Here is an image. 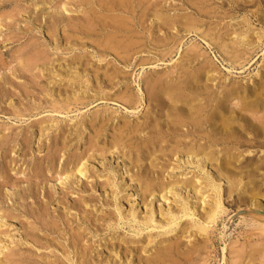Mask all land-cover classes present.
<instances>
[{"label":"bare ground","instance_id":"1","mask_svg":"<svg viewBox=\"0 0 264 264\" xmlns=\"http://www.w3.org/2000/svg\"><path fill=\"white\" fill-rule=\"evenodd\" d=\"M72 1L80 7L72 9ZM49 3L40 1L34 8L50 18L53 36L58 24L65 23L64 46L71 54L62 62L43 53L33 58L50 62L43 69L52 78L48 97H54L59 86L60 100H50L54 111L69 113L76 106L107 99L138 114L131 120L120 119L124 121L117 122L111 140L102 141V147L100 139L107 136L109 123L116 118L112 114L92 118L89 126L94 132L89 141L90 148L96 149L91 155H74L62 168L59 186L55 184L71 188L81 181L88 183L93 157L104 162V172L109 157L121 160L122 168L118 172L109 168L103 182L105 192L115 200L116 212L102 213L97 221L108 220L110 229L127 225L136 240L125 243L123 251L119 248L124 244L118 242L119 248L112 247V258L135 264L139 253L138 264H184L181 257L186 252L178 239L188 233L196 238L200 233L205 242L189 253L205 250L211 230L227 211L226 194L232 198L236 193L238 199L249 202V213L264 232V199L260 200L264 197V0H68L55 9ZM186 37H195L216 54L212 57L200 43L184 47ZM89 44L93 53L86 50ZM160 65L172 68L162 71ZM254 65L250 76H233ZM88 122L79 121V128L88 129ZM54 125L47 127L51 130ZM256 151L261 153L258 159L253 155ZM125 175L130 182H124ZM129 188L134 192L129 193ZM122 199L131 203L128 211ZM140 199L146 206L144 214L138 209ZM2 221L0 213V227ZM69 228L74 231L70 232L71 250L64 251L68 259L74 264H94L92 246H80L85 231ZM54 229L61 231L58 224ZM178 229L176 241L157 239ZM154 244L159 251L144 257L142 252H150L148 245ZM2 245L0 255L6 249ZM226 249L225 261L229 260ZM249 253L247 257L237 254V264H254L246 262ZM258 254V264H264V249ZM104 264L113 261L107 259Z\"/></svg>","mask_w":264,"mask_h":264},{"label":"rangeland","instance_id":"2","mask_svg":"<svg viewBox=\"0 0 264 264\" xmlns=\"http://www.w3.org/2000/svg\"><path fill=\"white\" fill-rule=\"evenodd\" d=\"M40 1H51L49 3L52 6L51 9H55L59 3L64 4L68 0H0V213L4 215L5 219L0 227V242L2 241L1 243L6 245L4 253L0 255V261L4 264H48L49 262V264H74L71 262L72 260L68 259V254L64 253L66 248L68 251L71 250L69 246L72 245L70 244L72 242L70 238L72 230L69 228L71 226L75 230L81 228L80 230L85 231L83 234L85 240L81 241L80 246L89 247L90 245L93 247L91 250L95 246L96 250H90L94 264L98 262L104 264L107 259L113 261V264H126L127 261L126 263L123 262L124 258L122 260L112 258L111 255L114 253L112 247L119 248V244L123 243L124 247L119 248L123 251L128 243L133 239L136 240L131 228L126 225L125 228L119 230L110 229L107 225L109 224L108 220L97 221L98 215H102V213L105 215L110 211L116 212L114 209L115 200L105 192L103 182L106 181L105 178L107 179L111 170L118 172L122 168L121 160L109 157L106 160L107 170L104 172V162L93 157L90 165L92 177L89 178L88 183L81 181L77 183L78 185L75 183L71 188L70 186L67 188L57 186L61 182L62 168L67 166L68 161L74 155L85 152L91 155L96 149V147L90 148L89 141L94 132L89 126L92 118L105 115L108 117L111 114L116 118L115 122L109 123L107 136H102L100 139L99 145L102 147L105 142L111 140L113 134L111 130H115V126L118 127V123L124 121L120 119L131 120L138 114H133V112L130 114L123 104H117L107 99L95 101L88 106H76L77 108L69 113L54 111L50 100L56 98V101L60 100L57 97L59 86L54 87L57 89L56 95L50 96L51 98L48 97L47 94L51 93L49 87L53 84H47L52 81V78L49 72L43 69L50 62H36L33 58L37 53H43L50 59L61 60L60 62H62L65 57H69L71 54L66 51V46H64L66 45L63 39L65 23L58 24L57 36H53L50 18L48 16L43 17L42 12L34 8ZM71 5L72 9L80 7L78 1H72ZM57 17L58 15H56ZM186 39L184 47L194 42L200 43L202 49L206 50L212 57L216 54L214 50L207 48L195 37H186ZM86 50L89 53L94 52L90 44ZM77 52L80 53V51ZM29 59L33 62L31 63ZM166 68L171 69L172 66L160 65L159 67L162 71H166ZM255 68L256 65L243 74L235 73L233 76H237V78L248 77ZM145 106L138 109L140 110L139 115L143 113ZM84 120L89 121L88 129L83 126L85 130L82 127L79 128L80 125L78 124L79 121ZM57 121H60L59 130L56 126ZM53 123L55 128L50 130L48 127ZM78 128L82 132L80 130L77 132ZM99 152L101 151H97V153ZM253 155L255 159H258L261 153L256 151ZM119 172L120 175H123V171ZM106 174L107 176H105ZM260 179L258 178L257 181H262ZM127 181L130 182L129 175H125L124 182ZM128 191H130L129 193L134 192L132 188H129ZM227 197V194L224 195L227 211L211 230L209 241L206 239L207 249L193 252V255L189 253L190 248L193 250V246L196 247L203 243L201 241L204 235H200V233L196 238L188 233L181 237L182 239H178L182 243L181 250L187 254L184 256L191 258L187 259L182 256L181 260L183 263L185 262L184 264H231V261L232 264H237L236 261L239 260L237 254L244 253L247 257L249 252L250 258L246 259L245 257L246 262L259 263L258 258L261 253H258L264 249H261L264 247V232L255 223V218L252 217L254 214L249 213L251 211L247 206L249 202L238 199L236 193L232 198ZM85 198L86 202L89 203L87 207L84 206L85 202H83ZM261 199L264 197L261 196ZM139 202L138 209L144 214L146 206L141 199ZM122 203L124 210L128 211L131 203L129 204L127 199H124ZM136 205L138 206V202ZM65 218L67 220H64ZM185 221L188 219H185L183 223ZM55 224L60 226L61 231L59 230L58 233L55 232ZM64 230L67 234H64ZM178 232L179 229L169 236H162L157 239L171 237L172 241H176L174 239H177L175 236L178 235ZM203 241L205 242V240ZM125 243L127 244L125 245ZM139 244L142 246L143 242ZM139 244L131 245L137 246ZM146 245L147 242H144V246ZM184 245L185 247H183ZM225 247L227 248L225 255L229 259L227 261L224 260L223 249ZM159 248L160 246L155 244L148 245L147 251L150 250L152 253L145 251L142 252L143 256L155 254ZM138 254L135 257V264L139 262ZM251 255L253 256L251 257Z\"/></svg>","mask_w":264,"mask_h":264}]
</instances>
